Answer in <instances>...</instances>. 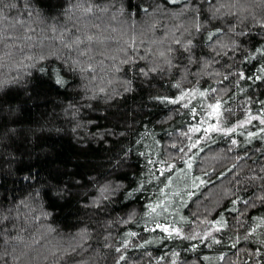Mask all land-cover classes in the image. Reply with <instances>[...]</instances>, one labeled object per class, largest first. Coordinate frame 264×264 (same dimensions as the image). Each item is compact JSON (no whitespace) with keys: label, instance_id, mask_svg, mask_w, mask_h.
I'll return each instance as SVG.
<instances>
[{"label":"trees","instance_id":"16d2710c","mask_svg":"<svg viewBox=\"0 0 264 264\" xmlns=\"http://www.w3.org/2000/svg\"><path fill=\"white\" fill-rule=\"evenodd\" d=\"M78 2L0 0V264H264V124L183 152L202 106L264 118V0Z\"/></svg>","mask_w":264,"mask_h":264},{"label":"snow or ice","instance_id":"6c2138e0","mask_svg":"<svg viewBox=\"0 0 264 264\" xmlns=\"http://www.w3.org/2000/svg\"><path fill=\"white\" fill-rule=\"evenodd\" d=\"M170 2L172 4H179L181 2L187 4V3H190L191 0H170ZM203 2L209 4V11L211 12L213 18L217 17L218 15L225 14V13H222V10L226 7L225 3H223V0H203ZM88 3H89V0H79L76 7L80 8L84 4H88ZM96 10L100 11L101 9H96ZM82 11L84 14H90L94 11V8L91 6L82 7ZM189 11L194 14L193 15V22H192L190 28H184L183 30L188 32L189 35H191L192 32H201V31L207 32V36H206L207 40L212 41L214 38H216L217 42L220 43L218 36L222 30L217 28L215 31L209 32L203 23H200L195 19V13L197 12V9H195V8L182 9V13L183 12H189ZM145 12L147 13V9H145ZM89 39H92V38L89 37ZM172 43L179 45L186 52H190L191 48L193 47L191 39H187L186 41H182L180 39H174L172 41ZM68 47H71V45H68ZM220 47L224 48V47H227V45L220 43ZM171 51H172V48L169 47L166 51L159 53V56L164 58V63L169 65V66H171V61L167 57H168V53H170ZM259 51H264V49H261ZM124 62L128 63L129 61L125 60ZM156 70H157V67H153L149 71H156ZM262 71H264V69H262ZM141 74L146 76L148 74V72L141 70ZM239 75H240V78H242V79L244 78L242 73ZM58 83H62V81L58 80ZM175 87L179 88L180 85L177 84V85H175ZM212 91H215V90L213 89ZM195 95L204 97L207 95V93H205L204 91H200L198 89H193L189 92H183L176 99H172V100L168 101V98L164 97V98H162V100L176 104V103H179L181 101H185L186 98L193 97ZM184 106L188 107L187 104H185ZM207 109H208L207 117L202 122V124L207 125V126L202 128V125L198 124L195 127L189 128L188 132L197 133V132L203 131L205 136H207V134H209V133L218 132V133H222V134L227 136V135H230L232 133H235L237 131L238 127H243L247 124H250L253 119H257V120H259L260 124H264V118H260L258 116L257 117L249 116L246 120L241 121L240 124L237 126L223 127L222 126V124H223V106H222V103L220 101H217L215 103L209 104V105H207ZM212 117L216 118V122L208 123V119L212 118ZM262 131H264V129H262ZM184 135H187V133H184ZM249 135H256V134L250 133ZM232 143L236 144V141L233 140ZM173 147H175V145H173ZM190 147L195 148L196 143H193L192 145H190ZM188 167L189 168L192 167V164L190 162L188 163ZM164 171H165V169H161L162 173ZM197 179H199V178H197ZM200 183L203 184L204 181L201 180ZM260 199L262 202H264V196H261ZM148 207L151 209V211L148 213L149 215H152L153 213L159 214V213H157V208L162 207V202L160 204L155 205V206L149 205ZM233 211H235V209H233ZM261 222L264 223V221H261ZM215 223L218 225H223V220H218ZM156 229H159L163 233H166L167 234L166 238H173V237H180L181 236L180 230L174 226H171V225L157 223L155 225V228L152 230L155 231ZM219 230H220V228H216V231H219ZM128 235L131 237H135L137 235V233L130 232V233H128ZM206 235L210 237L212 235V233L208 232V233H206ZM184 238L190 239L191 237H184ZM214 242L218 243L219 241H214ZM147 243H151V241H147ZM117 251H119V249H117ZM0 259H2V256H0ZM121 259H124V257H121Z\"/></svg>","mask_w":264,"mask_h":264},{"label":"rangeland","instance_id":"374dc122","mask_svg":"<svg viewBox=\"0 0 264 264\" xmlns=\"http://www.w3.org/2000/svg\"><path fill=\"white\" fill-rule=\"evenodd\" d=\"M190 100H194L195 99V96L194 97H189ZM207 105V103H205ZM204 104V106H206ZM201 105V104H200ZM209 105V104H208ZM202 106V105H201ZM202 112L199 114V119L197 120L198 124H202V122L205 120V118L207 117V113H208V109L207 107H203L202 106ZM255 117V116H253ZM247 119V118H246ZM246 119H242L241 121L243 120H246ZM256 119H253L252 122L250 124H247L243 127H238L237 128V131L239 132V129H243V130H246V131H249V134L250 133H256L258 132L259 130V125L258 123L254 122ZM237 122L236 124H234L233 126H237L240 124V122ZM213 122H216V118L215 117H212V118H209L208 119V123H213ZM257 124V125H256ZM256 125V126H255ZM207 125H204L202 124V128L203 127H206ZM222 126L224 127V125L222 124ZM251 126H255V128H252ZM248 128V129H247ZM217 134H222V133H218V132H213V133H209L207 134V136H205L204 132L201 131V132H197V133H190V132H187V135H185V139L187 140L186 144L184 143V147H185V150L183 151L185 155H187L188 153H191L192 150H194L195 148H197L198 146L200 145H204L205 143H207L209 141V139ZM197 135V136H196ZM193 143H196V147L195 148H192L190 147V145H192ZM183 147V148H184ZM186 237H196L198 236V234H194V233H189V234H185ZM200 236V235H199ZM204 236V235H203Z\"/></svg>","mask_w":264,"mask_h":264}]
</instances>
